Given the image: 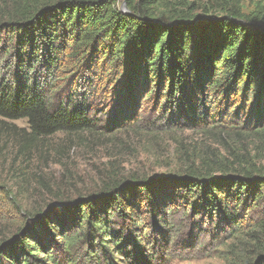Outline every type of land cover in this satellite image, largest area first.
Returning <instances> with one entry per match:
<instances>
[{
  "label": "trees",
  "instance_id": "obj_1",
  "mask_svg": "<svg viewBox=\"0 0 264 264\" xmlns=\"http://www.w3.org/2000/svg\"><path fill=\"white\" fill-rule=\"evenodd\" d=\"M187 2L122 0L125 13L119 0H0V119L48 136L93 128L95 104L116 123L149 105L163 124L178 119L263 142L264 5L244 14L239 0H227L223 17L203 22ZM213 170L133 178L28 212L23 221L35 224L0 246V264H118L116 255L147 264L138 217L161 231L180 209L199 229L206 221L232 230L244 252L253 249L245 262L264 264V165Z\"/></svg>",
  "mask_w": 264,
  "mask_h": 264
},
{
  "label": "rangeland",
  "instance_id": "obj_2",
  "mask_svg": "<svg viewBox=\"0 0 264 264\" xmlns=\"http://www.w3.org/2000/svg\"><path fill=\"white\" fill-rule=\"evenodd\" d=\"M186 1L192 15L203 22L223 17L230 9L227 0ZM239 2L244 14L256 4L264 5L263 0ZM109 110L95 104L93 128L48 136L35 134L26 121L0 119V246L35 224L23 221L28 212L46 213L60 203H79L112 183L176 176L188 167H208L221 175L218 168L229 171L264 165V141L178 119L163 124L149 105L140 106L131 122L116 123ZM182 211L172 212L169 224L159 226L161 231H154L146 215L138 217L147 225L144 263L248 264L245 256H252L253 249L244 252L232 238V230L215 231L206 221L199 223V229L193 225L198 221L191 224ZM38 255L46 260L44 254ZM114 258L120 260L118 264H129L124 256ZM79 264L85 263L80 259Z\"/></svg>",
  "mask_w": 264,
  "mask_h": 264
},
{
  "label": "water",
  "instance_id": "obj_3",
  "mask_svg": "<svg viewBox=\"0 0 264 264\" xmlns=\"http://www.w3.org/2000/svg\"><path fill=\"white\" fill-rule=\"evenodd\" d=\"M121 11L125 12V13H128L124 3L121 6Z\"/></svg>",
  "mask_w": 264,
  "mask_h": 264
}]
</instances>
